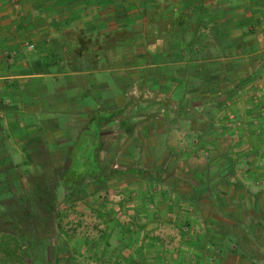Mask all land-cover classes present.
I'll use <instances>...</instances> for the list:
<instances>
[{
  "label": "crops",
  "instance_id": "crops-1",
  "mask_svg": "<svg viewBox=\"0 0 264 264\" xmlns=\"http://www.w3.org/2000/svg\"><path fill=\"white\" fill-rule=\"evenodd\" d=\"M83 135L107 186H149L145 208L179 168L205 214L197 263L264 264V241L205 256L207 218L264 226V0H0V186L66 167Z\"/></svg>",
  "mask_w": 264,
  "mask_h": 264
},
{
  "label": "rangeland",
  "instance_id": "rangeland-1",
  "mask_svg": "<svg viewBox=\"0 0 264 264\" xmlns=\"http://www.w3.org/2000/svg\"><path fill=\"white\" fill-rule=\"evenodd\" d=\"M108 84L113 87L111 81ZM84 100L81 99V102ZM224 139L223 143H226ZM94 141L95 138L88 139L84 135L78 139L73 150L67 152L72 157L71 167H80L86 171L97 166V162L92 159L94 153L88 151L94 148ZM185 141L186 145L192 142L190 138H185ZM112 155V164L118 165L119 160H113ZM227 157L230 159V156ZM63 172L59 169L53 180L60 178ZM162 176L177 178L178 182H174L177 189H169L171 184L168 187L160 182L155 184L152 198L145 208V203L136 193L140 188L144 192L149 186L140 187L133 176L130 178L129 175H123L117 183L95 193L92 192L97 186L85 178V185L68 194L61 185L62 181L70 177L65 173L57 181L61 214L58 222L61 231L57 232L55 224L52 225L54 233L49 243H45L41 249L42 258L33 260L35 252L18 245L16 248L11 242L15 252L0 249V264H193L188 258L204 252L194 247L193 243L199 234L201 239L205 234L202 224L205 214L202 213L201 204L182 200V192H188L190 181L183 180L179 168H171ZM164 188H167L166 191H163ZM65 194L69 195L67 200L64 199ZM10 198L8 193L1 194L0 205L4 206ZM196 208H200L201 212L196 213ZM2 210L4 207L0 206ZM136 213L145 215L139 216ZM244 223L249 226L247 218Z\"/></svg>",
  "mask_w": 264,
  "mask_h": 264
},
{
  "label": "trees",
  "instance_id": "trees-1",
  "mask_svg": "<svg viewBox=\"0 0 264 264\" xmlns=\"http://www.w3.org/2000/svg\"><path fill=\"white\" fill-rule=\"evenodd\" d=\"M251 79L253 77L240 79L239 84ZM72 163L71 161V163H68L63 168H55L53 166L51 168L44 167L40 174L28 177L23 185L17 179V181L12 180V183L4 185V187L0 186V195L1 193L11 195V198L8 199L9 201L3 204L4 210L0 211L1 237L6 238L8 243L13 242V246L16 248L21 246L23 247L22 249L26 248L27 250L35 252L36 254L33 260L42 258L40 256L41 249L45 243H49L48 240L52 238V234L54 233L52 225L55 224L57 232L61 231L58 222L61 215L58 206L60 203L57 192L58 179H61L65 173L70 175L62 183L60 180L62 189H65L68 194L80 186L85 185V181L83 182L85 178H89L90 183L93 186H97L92 193H95L99 189H106L107 187L104 182L105 178L98 175V173H101L100 170L83 171L80 167H71ZM59 169H62V172L64 171L62 173L63 175L54 181L53 176L57 177ZM1 177L0 173V179ZM68 198L69 195L65 194L64 199L67 200ZM230 218L232 219L231 225L226 224L220 219L214 221L212 218H207V224L210 226L214 225L211 226L212 231H218L217 234L221 236L215 242L211 239L208 240V253L205 255L207 259L210 257L213 258L214 255L223 257L229 253L239 255L246 259L259 258L261 254L258 247L256 248V245L264 241V226L262 223H256L255 226L246 228L247 226L241 217L230 216ZM209 231L211 230L209 229ZM9 250L10 253L15 252L14 249ZM188 260L193 261V264H200L197 261L191 260V257ZM214 260L216 261V259Z\"/></svg>",
  "mask_w": 264,
  "mask_h": 264
}]
</instances>
